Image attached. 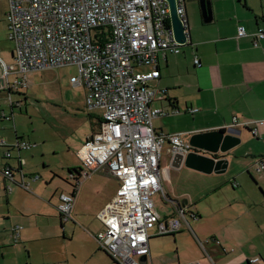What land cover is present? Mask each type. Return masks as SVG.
<instances>
[{
	"label": "built area",
	"instance_id": "1",
	"mask_svg": "<svg viewBox=\"0 0 264 264\" xmlns=\"http://www.w3.org/2000/svg\"><path fill=\"white\" fill-rule=\"evenodd\" d=\"M177 9L185 22L184 0H177ZM170 12L168 0H9L8 35L15 48L12 63L0 57V69L11 107L15 105L12 94L28 86L29 72L73 65L78 75L71 82L85 87L86 108L100 111L99 127L86 138L78 155L83 178L107 169L119 180L116 195L98 215L104 228L95 235L100 248L119 264H141L140 257L151 253L152 236L174 235L186 220V210L181 208L179 216L162 217L153 200L159 192L168 199L160 175L165 146L174 155L193 149L184 139L186 133L165 134L154 127V119L166 114L152 106L160 91L152 84L161 76L160 54L180 53L183 46L175 38ZM106 32L111 33L108 41L103 40ZM249 35L257 47L264 40V28L249 34L241 25L237 37ZM194 62L202 64L198 55ZM140 65L153 69L140 72ZM32 146L24 138L13 143L0 140V147L6 148L4 157L17 159L3 174L25 190H30L25 160L14 153ZM257 169L264 172V162ZM71 175L75 176H71L73 191L59 194L64 221L72 219L82 180ZM12 190L8 185L7 191ZM21 228L12 229L16 240ZM248 264H263V259L254 256Z\"/></svg>",
	"mask_w": 264,
	"mask_h": 264
},
{
	"label": "crops",
	"instance_id": "2",
	"mask_svg": "<svg viewBox=\"0 0 264 264\" xmlns=\"http://www.w3.org/2000/svg\"><path fill=\"white\" fill-rule=\"evenodd\" d=\"M211 3L213 20L205 22L200 0L185 1L191 39L181 47L180 53L166 51L165 54H160L161 76L152 82L160 91L152 106L164 110L166 114L154 119V127L165 134L186 133L184 139L189 141L194 133L232 125L241 131L242 143L232 149L228 156L230 166L220 174L185 166L175 158L169 145L165 146L160 175L162 184L166 187L167 203L170 204L172 200L176 202H171L174 208L171 216H179V208L183 204L186 220L183 221L182 230L174 235L151 237V253L145 264L153 263L174 248L178 263L169 261V264H186L191 261H196L195 264H248L249 259L254 256H261L264 264V175L263 171H256L257 164L264 162V40L256 47L251 35L237 37L241 25L249 34L259 27L264 28V0H211ZM195 55L200 57L201 66H196ZM152 69L151 65L137 67L140 72ZM2 78L0 69V89L3 90L5 80ZM19 105L15 102L14 108L11 107V114L0 111V140L13 143L18 138H24L16 131L12 133L1 127L4 120H13L15 127L14 112L17 107L21 110ZM94 116L95 125L85 134L81 147L86 138L99 127V118ZM254 128L257 130L255 135L251 133ZM35 145L36 143L32 148ZM32 148L28 149V153V150H23L14 155H21L25 160L24 171L30 188L33 184L39 189L42 186L41 179L28 177V174L34 173L27 167L29 162L26 158L34 155ZM5 150V147H0V205L5 202L6 213H9V205L16 204L23 213V202L15 201L16 198H11L10 195L19 185L3 174V169L8 165H16L17 159L5 158ZM80 169L83 171L82 167ZM182 171L200 176L211 175L217 179L198 189L197 191L205 188L194 195V198H190L193 192H182L172 185L174 180H183ZM96 173L101 175L93 181V188L91 186L89 191L94 203L93 212L73 215L90 217L93 223L98 222L100 232L104 224L98 220V215L113 200L119 180L107 169H100L84 178L91 179ZM69 176H72L70 171ZM71 178L64 180L69 185V190L62 189L61 192L73 191ZM16 179H20V175H16ZM44 179L49 181L50 178ZM8 185L13 187L11 192L7 191ZM79 190L76 200L80 195ZM217 194L221 197L213 201L212 197ZM207 200L211 204L208 205L209 208L201 207L200 203ZM75 206L77 207V203ZM57 209L59 210L58 207ZM54 215L59 218L61 229H64L67 221L62 219L60 211L59 216ZM71 223L76 225V222ZM21 227L17 241L27 239L25 234L21 236L23 226ZM155 231L153 229L152 233ZM12 233L15 237L13 230ZM97 233L91 235L95 237ZM166 239L172 243L171 247L166 246L170 243ZM161 240H166L164 245L159 242ZM103 252L110 256L106 251ZM110 258L112 259L111 256Z\"/></svg>",
	"mask_w": 264,
	"mask_h": 264
},
{
	"label": "rangeland",
	"instance_id": "3",
	"mask_svg": "<svg viewBox=\"0 0 264 264\" xmlns=\"http://www.w3.org/2000/svg\"><path fill=\"white\" fill-rule=\"evenodd\" d=\"M8 8L9 0H0V57L6 63H12L15 44L8 35ZM77 75L78 68L73 65L34 70L28 73L27 88L22 93L12 94L14 101L21 105V110L17 107L14 112L15 127L13 120H4L1 127L12 133L16 131L19 136L36 143L32 148L34 155L26 156L29 162L27 167L34 172L28 177L38 176L42 186L36 189L32 184L30 190L20 186L14 188L11 198L23 202V213L16 204L9 205V213H6L5 202L0 205V264H117L101 250L97 239L91 235L98 232V222L93 223L90 217L73 215L93 212L94 203L89 191L101 173H96L91 179L82 178L80 195L75 200L77 207L74 205L72 219L65 223L64 229H61L59 218L54 217V213L59 216V192L62 189L69 190V185L64 181L71 178L69 171L83 166L78 150L85 134L91 131L90 115L98 116L100 113L99 110L90 111L86 108L85 87L74 86L71 82V78ZM2 110L7 114L12 112L7 89H0ZM181 175L183 180H174L172 185L182 192H193L190 198L205 190L198 189L217 179L211 175L200 176L184 171ZM46 177L50 178L49 181L44 179ZM220 197L217 194L212 199L217 201ZM153 200L162 217L172 215L173 204L167 203L164 194L157 193ZM209 203L207 200L200 205L208 209ZM71 221L76 222V225ZM16 226H23L21 236L25 234L27 239L15 240L12 229ZM166 240L159 242L164 245ZM171 244L167 243L166 246L171 247ZM169 261L178 263L175 248L147 264H169ZM193 263L196 261L186 264Z\"/></svg>",
	"mask_w": 264,
	"mask_h": 264
},
{
	"label": "water",
	"instance_id": "4",
	"mask_svg": "<svg viewBox=\"0 0 264 264\" xmlns=\"http://www.w3.org/2000/svg\"><path fill=\"white\" fill-rule=\"evenodd\" d=\"M168 3L175 38L186 45L191 39L187 18L185 16L184 22L179 15L177 0H168ZM200 3L205 22H211L213 20L211 0H200ZM2 80L4 81V78ZM189 143L193 146V149L186 155H175V158L187 167L196 168L206 173L220 174L224 173L230 166L231 161L228 156L232 149L242 143L241 131L235 127L227 130L202 131L192 134ZM256 171H258L257 168ZM173 201L171 202L176 204ZM180 208L185 210L183 204L180 205ZM140 261L141 264H145L147 256H141Z\"/></svg>",
	"mask_w": 264,
	"mask_h": 264
},
{
	"label": "trees",
	"instance_id": "5",
	"mask_svg": "<svg viewBox=\"0 0 264 264\" xmlns=\"http://www.w3.org/2000/svg\"><path fill=\"white\" fill-rule=\"evenodd\" d=\"M96 37H97V36H96ZM110 37H111V33H110V32H106V33H104V38H103V40H104V41H108V40L110 39ZM13 108H14V106H13ZM90 119H91V123H92V125H93V127H94V125H95V123L93 122L94 119H95L94 114H91V115H90ZM71 173H72V174H75L76 177L79 178L80 180H81V178H83L82 175H81V169H80V168H74L72 171H70V174H71Z\"/></svg>",
	"mask_w": 264,
	"mask_h": 264
},
{
	"label": "flooded vegetation",
	"instance_id": "6",
	"mask_svg": "<svg viewBox=\"0 0 264 264\" xmlns=\"http://www.w3.org/2000/svg\"><path fill=\"white\" fill-rule=\"evenodd\" d=\"M74 176V175H73ZM73 178H75V176L73 177ZM63 219V218H62Z\"/></svg>",
	"mask_w": 264,
	"mask_h": 264
}]
</instances>
